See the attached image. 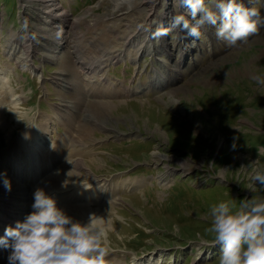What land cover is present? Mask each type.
<instances>
[{"label": "rangeland", "instance_id": "374dc122", "mask_svg": "<svg viewBox=\"0 0 264 264\" xmlns=\"http://www.w3.org/2000/svg\"><path fill=\"white\" fill-rule=\"evenodd\" d=\"M104 1L59 0L68 18L78 21L62 34L73 36L76 29L83 38L77 35L58 62L34 46L35 70L29 71L15 61V42L23 44L44 22L40 6L0 0V67L12 87L0 85V217L5 210L12 223L7 227L15 228L33 211L37 185L46 183L39 189L51 197L62 190L57 206L75 222L88 223L91 212L98 216L95 223L105 228L109 241L107 264L140 259L149 264L152 258L153 264H218L221 245L207 231L211 207L231 202L239 208L253 196L264 198V188L251 180L254 170H264V86L253 79L264 75V26L241 47H229L208 25L196 41L180 29L170 30L156 43L164 40L168 50L174 42L171 53H140L133 62L136 52L125 44L138 33L147 11L107 21ZM237 2L256 7L264 17V0ZM179 3L158 0L153 30L169 26L168 6L187 16ZM10 33H16L14 46H7ZM185 40L193 44L189 52H183L185 44L191 45ZM76 41L80 51L73 57L69 53ZM110 46L126 51L125 60L105 62L102 74L108 78L93 80L82 63L96 65ZM64 70L68 73L61 75ZM28 71H43L41 83ZM172 73L163 86L150 81L152 75L162 79ZM142 85L149 88L136 92ZM178 90H183L177 94L182 100L169 104L173 94H167ZM36 154L40 174L20 179L18 167L23 165L25 174ZM183 161L187 170L178 163ZM78 191L87 196H74ZM9 255L10 249H3L0 262L9 264Z\"/></svg>", "mask_w": 264, "mask_h": 264}, {"label": "clouds", "instance_id": "9594fccd", "mask_svg": "<svg viewBox=\"0 0 264 264\" xmlns=\"http://www.w3.org/2000/svg\"><path fill=\"white\" fill-rule=\"evenodd\" d=\"M180 6L188 9L187 16L173 15L167 28L152 33L153 39L159 41L170 30L180 29L186 32L185 38L196 41L202 35L200 28L208 25L229 47H241L264 26L259 9L237 0H180ZM253 79L264 86V75ZM251 180L264 188V170H254ZM3 183L10 191V180L5 178ZM32 208L23 222L8 227L0 237V245L10 249L9 264H107V233L93 217L86 224L75 222L42 189L35 191ZM208 215L211 227L207 231L221 245L218 264H264V198L253 196L239 208L220 202Z\"/></svg>", "mask_w": 264, "mask_h": 264}, {"label": "bare ground", "instance_id": "6f19581e", "mask_svg": "<svg viewBox=\"0 0 264 264\" xmlns=\"http://www.w3.org/2000/svg\"><path fill=\"white\" fill-rule=\"evenodd\" d=\"M21 2H22V4L26 3V4L40 6L37 9L40 10L41 13L39 15L43 16L42 18H44V22L35 28V30L37 29L35 32H29L25 36V38H24L25 42H23V44H21L20 40H19V42H15L16 48L18 49V50H16L17 55L15 54L18 57L16 58L15 61L18 62L20 64V66L23 67V69H29V71H32V69L35 70V67L34 68L32 67L33 62H34V57H36V55H34L36 47L34 48V46H38L40 48V49H38L40 51V52L38 51L39 54L41 53L45 56H48V57L50 56L51 58H49V59H52V61L58 62L59 59H62L64 56L63 50L65 48L68 49L69 44L77 38V35H78V37H82L81 31L76 30V29L73 32V36H67V34L66 35L62 34L63 30L66 28L67 25H69L72 28V23L76 22L77 20H70L68 18V16L70 14L68 15V12L65 10V8L63 6H61L59 0H21ZM157 2H158V0H105L103 3L100 4V5L106 4L105 5L106 16H108V18L106 19L107 21H110L116 17H120L121 15H125V14L132 13V12L134 15H136V14H142L143 15L147 11L146 18L143 20V22H141L142 27L139 29L136 36L130 37L125 44L126 47L128 48V50H130V52H132L133 49L136 52L135 59H132L133 62L139 61L138 55L140 53H142V54L147 53V54L154 55L155 52L157 53L161 49L166 50L167 53H168V51H170V53H171V51L175 49V43L174 42L171 43V45H169L168 50H167V46H166V43L164 40L161 39L162 40V42L160 44L161 46H158L156 43V40H154L152 38V33L155 32V30H153V28L151 27V24H153V22L159 18V14H160L159 11L157 10V7H156ZM237 3H239V2H237ZM240 3L244 4V6L246 7L245 2H240ZM148 9H149V12H148ZM167 9H168L167 10V19L172 17L173 15H176L177 13H179L177 8H175V7H173V10H171V8L169 9V6H168ZM39 15H38V17L41 18V16H39ZM78 20H80V19H78ZM77 23H78V21H77ZM3 27L4 26H2V23H0V28H3ZM144 27H146L147 29L146 28L144 29ZM71 28H69V29H71ZM111 30L113 32L116 31L115 28H114V30H113V28ZM16 32H19V31H16ZM15 34L10 33L8 35V41H10V39L15 38L16 37ZM185 34H186V32H185ZM185 34L183 33L182 35H185ZM178 37H179V42L181 43L183 41V39L180 37V35ZM17 40H18V38H17ZM185 41H188L191 45L187 44V46H186V44L184 45V42H183V45H184L183 52H185L186 48H188V52H189V49H190V51L193 49L192 48L193 44L189 40H185ZM45 42H46V44H45ZM79 48H80V46L78 45V42H77L76 45H74L71 48L69 54L70 55L72 54L73 57L78 56V52L80 51ZM114 48H116V47L110 46L108 50L107 49L104 50V52H102V60L99 61L94 66L82 63L83 64L82 68L84 70H86V72H87L86 74L88 75V77H91L93 80L96 79V77H99L100 80H102V81L106 80V77L104 76V74H102L105 67H106L105 62H108V65H109V63L111 61L113 62V60H116L115 61L116 63H117V61L125 60L124 57L127 55L126 51L114 50ZM95 52H96L95 49H93L92 57L95 54ZM183 52H182L181 56H183ZM9 53H8V51L6 52V54H9ZM73 53H76V54H73ZM41 73L43 74L42 71H41ZM67 73L68 72H66L64 70V72H62L61 75H64ZM100 74H102V75H100ZM160 75H158L156 77L154 75H152L151 76L152 79L150 81L153 83L160 82V83H162L161 85L163 86V85H165V83H167L170 80V78L173 76V73L171 74V76L169 75V77H168V75L166 76V74H164V76L162 74V79L160 78ZM60 80H62V76H61V79H59V77H58L59 83H60ZM64 83H63L64 84L63 86H65L66 89L72 88L70 86V85H72L71 83H68L67 81H65ZM0 85L3 86L5 89L12 88V87H10L11 84H10L9 78L6 77V73L2 72L1 67H0ZM139 88L140 87H138V91H136V92L144 93L143 91H145L149 87H148V85L147 86L142 85L141 86L142 90H140ZM161 89H164V88L162 87ZM179 91H183V90H178L176 92V94H174L173 92L167 94L169 97H171L170 94H173V96L171 97V100L169 101V104L171 103V105H173L174 102L177 104L180 103V101L182 100L181 99L182 97L179 99L177 98V96H178L177 94L180 93ZM34 137H35L36 141H38V142L41 141V137L38 138L37 134H34ZM37 148L39 150H42L41 148H39V146ZM153 155H155L157 157L159 156V157L168 159L164 155L158 154L157 152L154 153ZM36 157H37V154L34 157H31L30 159H28V161L25 165V168L27 170V172H25V174H24L23 165L18 167L17 176L20 179H25V178L29 179L32 177H38V175L40 174V168H42V162L39 161V159ZM178 163L182 164V167L184 170H187L188 163L186 161L178 162ZM20 170H22V171H20ZM22 174H24L25 176L23 177ZM169 174H171V173H169ZM53 175H54V172H53ZM162 182H164V181H162ZM42 186L45 188L46 183L41 184V185L40 184L37 185L38 189L41 188ZM48 186H50V185L48 184ZM134 186H135V183H134ZM84 190H86V189H84ZM61 191L53 193L54 195L52 194L53 198L56 201L58 200V202L61 201V199H64V197H62V195H64V194ZM65 192H67V191H65ZM47 193H49V191H47ZM103 193H106V191L102 192V194ZM73 195L79 196V198L87 196V194H84L82 191H78ZM3 211L4 212L1 213L2 217H0V232H3L5 235V231L8 228L7 225L8 226L12 225V223L8 220L10 215L5 210H3ZM95 216L98 217L97 215H95ZM95 216L92 215V212L89 213V215H87L88 219H90V217H93V220L94 219L97 220V218ZM100 220L98 222H101ZM4 223H6L5 224L6 226L3 225ZM3 249H5V247L3 245H0V253L1 254H2ZM152 260L154 261V258H152ZM150 262H149V264H153L152 262L151 263ZM144 263L145 262L142 261V259L136 261V264H144ZM0 264H4V263L0 262Z\"/></svg>", "mask_w": 264, "mask_h": 264}, {"label": "built area", "instance_id": "2783aa9c", "mask_svg": "<svg viewBox=\"0 0 264 264\" xmlns=\"http://www.w3.org/2000/svg\"><path fill=\"white\" fill-rule=\"evenodd\" d=\"M9 28H10V30H11V29H14L13 25L9 26ZM18 37H19V36H18ZM7 40H8V38H7ZM13 41H15V38H13V39H10V42H9V44L13 45ZM9 44H8V45H9ZM13 46H14V45H13ZM13 46L11 47V49H12V50L14 49V47H13ZM12 50H11V51H12Z\"/></svg>", "mask_w": 264, "mask_h": 264}, {"label": "crops", "instance_id": "0c3cea01", "mask_svg": "<svg viewBox=\"0 0 264 264\" xmlns=\"http://www.w3.org/2000/svg\"><path fill=\"white\" fill-rule=\"evenodd\" d=\"M131 100L135 101V100H138V99H136V98H131ZM131 100H130V101H131ZM40 105H42V101L40 102Z\"/></svg>", "mask_w": 264, "mask_h": 264}, {"label": "trees", "instance_id": "16d2710c", "mask_svg": "<svg viewBox=\"0 0 264 264\" xmlns=\"http://www.w3.org/2000/svg\"><path fill=\"white\" fill-rule=\"evenodd\" d=\"M257 145H256V143H255V145L253 146V147H256Z\"/></svg>", "mask_w": 264, "mask_h": 264}]
</instances>
